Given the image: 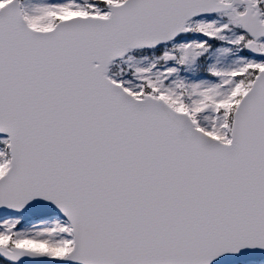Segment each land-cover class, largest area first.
<instances>
[{"label": "snow or ice", "instance_id": "snow-or-ice-1", "mask_svg": "<svg viewBox=\"0 0 264 264\" xmlns=\"http://www.w3.org/2000/svg\"><path fill=\"white\" fill-rule=\"evenodd\" d=\"M0 264H264V0H0Z\"/></svg>", "mask_w": 264, "mask_h": 264}]
</instances>
